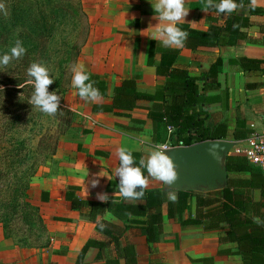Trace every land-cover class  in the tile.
I'll list each match as a JSON object with an SVG mask.
<instances>
[{
	"label": "crops",
	"instance_id": "1",
	"mask_svg": "<svg viewBox=\"0 0 264 264\" xmlns=\"http://www.w3.org/2000/svg\"><path fill=\"white\" fill-rule=\"evenodd\" d=\"M199 1L186 0L189 14L182 22L191 28L205 30L208 16H223L203 11ZM156 2L82 0L89 29L75 64H82L89 74L105 81L107 95L101 96L98 102H86L72 86L69 107L79 110L83 121L58 142L57 171L52 170L48 177L30 183L27 191L29 202L39 209L49 242L37 249L22 246L12 237H5L0 224V264H77L82 246L88 240L104 237L97 231L95 222L87 217L88 209L75 208L66 199L68 189L77 187L75 195L89 201H99L96 198L99 192L120 195L119 178L114 175V169L119 165L116 149L123 146L146 159L155 145L166 143L153 138L154 125L147 112L154 102L137 100L131 111H122L126 114L109 111L113 87L122 80L135 79L138 90L147 93H153L157 85L163 84L164 78L156 75L155 68L147 64L150 42L163 46L159 40L152 39L153 27L159 23L152 7ZM255 6L264 8V0H256ZM249 19L247 40H240L234 46L199 47L196 50L182 47L175 61L176 66L186 68L190 75L200 76L216 58L221 59L217 75L219 88L209 93L219 94L220 98L208 105L207 110L211 115L210 123L224 122L225 139L236 142L245 139L252 126L264 125V65L263 70L245 71L236 63L241 57L264 60V15H250ZM155 52L154 59L158 60V49ZM247 84L253 86L247 87ZM237 117L244 121L247 133L244 138L234 140ZM156 130L160 131L159 127ZM234 152L237 154L235 148ZM229 175L249 176L242 172ZM93 178L99 179L95 188L90 183ZM162 186V182L149 178L147 189H162ZM252 197L260 200L259 190H254ZM103 219L123 225L110 212H106ZM224 233L225 229L204 231L199 224L180 225L169 219L163 208L159 241L147 243L145 236L135 228H129L123 240L134 245L137 264L239 263L240 256L234 255L236 244L219 241ZM96 253L95 248H89L80 264H106L107 261L108 264H125L123 259H115L111 244L104 249L102 258L95 259Z\"/></svg>",
	"mask_w": 264,
	"mask_h": 264
},
{
	"label": "trees",
	"instance_id": "2",
	"mask_svg": "<svg viewBox=\"0 0 264 264\" xmlns=\"http://www.w3.org/2000/svg\"><path fill=\"white\" fill-rule=\"evenodd\" d=\"M219 2L220 0H214V3ZM0 3L5 4L7 9V15L0 12V43L3 46L9 44L12 47L19 39L24 47L36 46L41 51L33 58L27 50L24 55L26 64L31 61H40L38 57L44 58V47L49 36L55 27L58 28L67 20L72 21L76 27L80 19L84 17L86 36L88 34L87 17L83 8H80L81 2L78 0H0ZM236 3H242L243 8L223 18L208 16V26L205 30L191 28L187 23H179L177 26L189 34L183 47L196 50L199 47L234 46L240 40H247L249 16L264 15V8L251 6V0H236ZM199 5L205 8V0H200ZM208 11L216 13L214 8ZM24 32L28 33V38L25 40ZM33 38L37 44L32 42ZM85 40L75 47V62ZM155 44L154 41L150 42L147 64L155 68L156 75L164 78L163 84L157 85L153 93H147L138 90L135 79H124L119 85L113 87L109 111L118 110L116 114H126L122 111H131L136 107L137 100L154 102L147 112V116L154 125L153 138L155 141L166 142L172 147L188 146L205 140L225 139L226 124L224 122L211 124L209 121L211 115L207 110L208 105L217 102V97L220 98L219 94L209 95V93L219 88L217 75L221 59L216 58L208 70L200 76H193L186 68L175 65L179 48ZM155 49H158V60L154 59ZM236 63L245 71L263 70L264 60L241 57L236 60ZM27 69L25 67L23 75L12 77L4 73V78H0V82L3 83L4 79H11L8 80L11 82L8 83L11 87L0 89L2 99L6 98L10 110L19 108L23 102L21 96L23 93L28 94L31 88L20 86L22 79L30 78L27 75ZM90 78L96 82L94 86L99 89L101 96H106V82L95 75L90 74ZM70 82V78L65 79L64 74L58 77L55 81L56 92L61 88L64 90L65 86H70ZM77 91L76 89V93ZM224 108L227 109L228 104ZM168 126L173 128L170 133L167 131ZM158 127L160 131L156 130ZM245 133L247 129H245L244 121L237 117L233 133L234 140L244 138ZM132 154L136 166H139L140 154L137 152ZM14 156L10 157L13 163ZM226 169L228 173L242 172L248 173L249 176L229 175L228 186L219 191L177 192L176 202H171L168 199V193L162 189L146 188L142 200L127 202L121 195H117L109 196V201L102 203L79 199L75 195L77 187H70L65 195L66 199L75 208H87V217L95 222L97 231L104 237L88 240L78 253L77 264H80L89 248L97 250L95 259L102 258L104 249L109 244L113 246L116 260L121 258L125 264H137L134 245L125 242L123 236L129 228H135L145 236L147 243L159 241L162 234L163 208L166 210V216L180 225L199 224L204 231L225 229L219 241L234 242L236 244L234 255L240 256V262L232 264H264V226L253 222V216L264 221V174L260 169L250 165L245 157L235 153L227 156ZM143 172L147 177V170L143 169ZM24 184L22 191L19 188L14 189L20 191L24 198L20 206L21 210L17 211L18 205H15L10 212L0 214V224L5 237L10 238L12 237L11 223L13 221L20 223L23 237L19 238L17 243L26 247L40 248L47 243V241L45 243L40 241L46 233V228L38 207L28 200L27 191L30 181ZM256 189L260 192V200L252 197V192ZM12 202H14L13 195L8 205ZM106 212L113 214L123 225L119 226L103 219ZM100 224L104 227L101 228Z\"/></svg>",
	"mask_w": 264,
	"mask_h": 264
},
{
	"label": "rangeland",
	"instance_id": "3",
	"mask_svg": "<svg viewBox=\"0 0 264 264\" xmlns=\"http://www.w3.org/2000/svg\"><path fill=\"white\" fill-rule=\"evenodd\" d=\"M78 1L81 2L80 8H83L82 0ZM85 23L86 19L82 17L76 27L69 20L59 25L58 28L55 27L45 43L44 58L38 57L42 61H31L26 64L24 56L19 60H13L7 67H0V78H4V73L12 77L23 75L25 67L28 68L33 62H38L43 63L49 69L50 78L55 81L63 74L65 79L70 78L71 81V66L75 63V47L87 38ZM23 34L24 40L28 38L27 32ZM32 42L37 44L34 38ZM0 45V56L10 52L9 44L3 46L0 43ZM25 49L30 51L33 58L41 52L36 46L27 45ZM29 79L21 80L20 86L31 88L28 94L23 93L21 96L23 102L18 109L10 110L9 103L5 100L6 98L2 99L3 96L0 93V214L10 212L15 205H18L17 211L21 210L20 206L24 198L20 191L14 189L19 188L22 191L24 183L29 181L32 183L42 177H48L52 170L57 171L58 160L55 155L58 142L67 135L71 128L75 125L79 126L83 121L80 111L69 107L68 96L72 90L71 82L70 86H65L64 90L61 88L60 92H56L61 97L60 107L54 116H49L28 103L34 91L33 85L27 83ZM8 80L4 79V83L0 82L1 90L11 87V84H8L11 82ZM49 89L57 91L55 82L49 86ZM230 153H235L234 149ZM11 156L15 158L14 163L11 162ZM11 195L14 196V202L8 205ZM20 227L21 224L16 221L11 223L12 239L15 242L23 237ZM45 238L46 233L40 241L42 243L47 241L48 244L49 239L45 240Z\"/></svg>",
	"mask_w": 264,
	"mask_h": 264
},
{
	"label": "clouds",
	"instance_id": "4",
	"mask_svg": "<svg viewBox=\"0 0 264 264\" xmlns=\"http://www.w3.org/2000/svg\"><path fill=\"white\" fill-rule=\"evenodd\" d=\"M185 4L186 0H157L154 5L152 4L156 14L154 18L159 21L153 27L155 33L152 39L159 40L165 47L182 48L184 46L189 34L177 25L189 14ZM255 5L256 0H251V6L255 7ZM213 8L218 16H225L243 8V4L236 3V0H220L219 3H214V0H205L203 11ZM0 12L7 15L6 6L3 3H0ZM25 53L26 49L22 41L17 39L14 46L10 48V52L0 56V67H7L13 60L21 59ZM71 72V83L78 90L80 99L86 102L101 100V93L94 86L96 82L91 80L90 74L82 64L74 63L71 66ZM27 75L30 77L27 83L34 87L28 103L42 113L54 116L59 110L61 97L56 91H49V86L55 82L53 78H50L49 69L43 63L33 62L27 69ZM166 150H169L167 145H155L147 158L141 157L139 166H136L133 154L128 148L121 146L116 149L115 155L119 165L114 169V175L119 178L118 191L125 200L132 202L142 200L144 189L149 185V178L162 182L165 186H171L178 180L176 165L166 154ZM143 169L147 170V177ZM90 183L95 188L99 185V179L93 178ZM96 198L102 203H107L110 199L106 192L97 193ZM168 199L171 202L178 200L176 190L171 187H169ZM253 222L264 226V221L259 217L253 216ZM100 227L103 228L104 225L100 224Z\"/></svg>",
	"mask_w": 264,
	"mask_h": 264
},
{
	"label": "water",
	"instance_id": "5",
	"mask_svg": "<svg viewBox=\"0 0 264 264\" xmlns=\"http://www.w3.org/2000/svg\"><path fill=\"white\" fill-rule=\"evenodd\" d=\"M236 146V141L214 139L169 148L166 154L176 165L178 180L171 186L163 184V191L168 193L169 187L176 193H207L225 189L228 186L226 159Z\"/></svg>",
	"mask_w": 264,
	"mask_h": 264
},
{
	"label": "built area",
	"instance_id": "6",
	"mask_svg": "<svg viewBox=\"0 0 264 264\" xmlns=\"http://www.w3.org/2000/svg\"><path fill=\"white\" fill-rule=\"evenodd\" d=\"M172 130V127H167L168 133ZM162 144L167 145L168 149L172 148L168 143ZM235 151L238 155L245 157L250 165L257 167L264 174V125L252 126L246 138L237 141Z\"/></svg>",
	"mask_w": 264,
	"mask_h": 264
}]
</instances>
